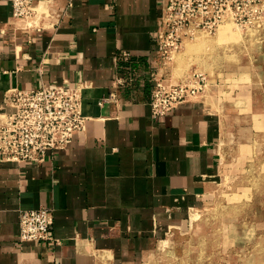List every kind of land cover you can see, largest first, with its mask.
I'll return each mask as SVG.
<instances>
[{
	"label": "crops",
	"instance_id": "obj_1",
	"mask_svg": "<svg viewBox=\"0 0 264 264\" xmlns=\"http://www.w3.org/2000/svg\"><path fill=\"white\" fill-rule=\"evenodd\" d=\"M168 2L34 0L46 14L29 27L0 0V115L13 88L79 84L87 118L44 163L0 164V264H151L221 189L242 193L256 163L264 175L253 72L153 118ZM41 207L53 210L58 244L20 241L21 212Z\"/></svg>",
	"mask_w": 264,
	"mask_h": 264
},
{
	"label": "built area",
	"instance_id": "obj_2",
	"mask_svg": "<svg viewBox=\"0 0 264 264\" xmlns=\"http://www.w3.org/2000/svg\"><path fill=\"white\" fill-rule=\"evenodd\" d=\"M11 3L14 17L34 21L39 17L34 0H11ZM226 19L242 30L254 27L264 21V0H169L159 38L160 57L178 49L188 30L212 33ZM151 80L154 119L163 118L179 105L200 97L207 87L203 74H194L192 80L181 84L169 83L157 74ZM113 84L120 87L125 83L119 78ZM4 102L12 111L0 115V164H42L48 155L67 149L75 134L86 129L83 88L79 84L13 88L5 94ZM53 225L50 208L22 211L20 241L58 244Z\"/></svg>",
	"mask_w": 264,
	"mask_h": 264
},
{
	"label": "rangeland",
	"instance_id": "obj_3",
	"mask_svg": "<svg viewBox=\"0 0 264 264\" xmlns=\"http://www.w3.org/2000/svg\"><path fill=\"white\" fill-rule=\"evenodd\" d=\"M186 36L178 49L159 58L164 79L181 84L203 74L207 92L224 81L248 83L253 72L255 92L262 99L264 21L242 30L226 20L215 32L193 29ZM242 70L247 77L237 79ZM256 165L243 176L242 193L234 187L221 189L215 203L200 207L204 212L198 221L173 234L151 264H264V226L255 227L264 220V175Z\"/></svg>",
	"mask_w": 264,
	"mask_h": 264
},
{
	"label": "bare ground",
	"instance_id": "obj_4",
	"mask_svg": "<svg viewBox=\"0 0 264 264\" xmlns=\"http://www.w3.org/2000/svg\"><path fill=\"white\" fill-rule=\"evenodd\" d=\"M37 9H38V15H39V16H42V15L46 14V11H45V10H46V7H40V8H37ZM25 20H26V19H25ZM226 20H230V19H226ZM226 20H225V21H226ZM26 21H27L28 23H30L31 26H33V25H35V24H38V22L34 21L33 19H27ZM225 21H224L221 25H223V24L225 23ZM221 25H220V26H221ZM220 26H219V27H220ZM219 27H218V28H219ZM218 28H217V29H218ZM217 29H216V30H217ZM191 30H193V29H190V30L187 31V33H186L187 36H186V37H189V33H190ZM201 30H202V29H201ZM198 31H199V30H198ZM198 31H197V32H198ZM183 42H184V37H183ZM183 42H182V44H183Z\"/></svg>",
	"mask_w": 264,
	"mask_h": 264
}]
</instances>
